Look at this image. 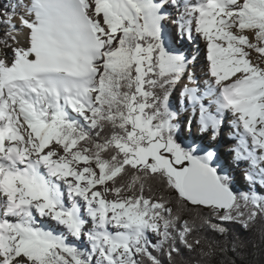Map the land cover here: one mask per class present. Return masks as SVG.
<instances>
[{"label":"snow or ice","instance_id":"6c2138e0","mask_svg":"<svg viewBox=\"0 0 264 264\" xmlns=\"http://www.w3.org/2000/svg\"><path fill=\"white\" fill-rule=\"evenodd\" d=\"M258 225L264 0L0 5V264H253Z\"/></svg>","mask_w":264,"mask_h":264},{"label":"rangeland","instance_id":"374dc122","mask_svg":"<svg viewBox=\"0 0 264 264\" xmlns=\"http://www.w3.org/2000/svg\"><path fill=\"white\" fill-rule=\"evenodd\" d=\"M178 41V40H177ZM176 44L178 45V43L176 42ZM193 43H182V45H178L181 48H183V51L185 50L184 48L188 46H191ZM176 45V46H177ZM192 47H195V44L193 46L190 47L189 51H186L185 53L189 56V58L191 59L193 56L196 57V69L201 67V63H200V58L197 57L192 50ZM193 132L195 133V130H193ZM222 134V133H221ZM202 140L204 143H208L209 139L208 136H203ZM226 140H222L221 142V137L219 136V138L217 139V141H215V150L217 151L218 155H220V157L223 159V161L225 162V166H226V170L230 173V175H232L234 182L244 191H247L249 188V185L247 184V182L243 179V174H242V170L241 167L236 166V162L234 161V159L231 158V155L233 154L232 151H230L229 149L223 150L226 146L227 143L229 142H225ZM228 141V140H227ZM247 167V165L245 166ZM232 172V173H231ZM257 190L260 191L259 185H257ZM79 244L83 245L84 242L83 241H79Z\"/></svg>","mask_w":264,"mask_h":264},{"label":"bare ground","instance_id":"6f19581e","mask_svg":"<svg viewBox=\"0 0 264 264\" xmlns=\"http://www.w3.org/2000/svg\"><path fill=\"white\" fill-rule=\"evenodd\" d=\"M167 28H168V30H172V29H174V28H176V26L175 25H173L172 24V22L171 21H169L168 22V24H167ZM177 31H178V29H176ZM177 43H178V45H182V43H185V44H188V43H191L190 41H188V40H183V41H181V40H179L178 39V41H177ZM193 44L191 45V46H193L194 44H195V47H192V50H193V52L192 53H194L197 57H199L200 58V63L202 64L201 65V67H199V68H197V76H198V78H200L201 80L203 79V72H202V69L205 67V65H206V59H205V50H204V43H203V41L201 40V39H199V38H197L194 42H192ZM177 45V44H176ZM177 45V47L178 48H180V50H182L183 51V48H181L180 46H178ZM191 46H188L187 45V47H185L184 49V52H186V51H189V49H190V47ZM232 130L230 129V127H229V125H228V119L226 118L225 119V122H224V126H223V128H222V134L220 135V137H221V142H222V140L224 141V140H226L225 142H229V143H227L226 144V146H225V148L223 149V150H226V149H231L234 145H235V143H236V139H235V137L233 136V135H230V132H231ZM209 139V138H208ZM228 140V141H227ZM233 155L234 154H232L231 155V158L233 159ZM220 156V155H219ZM236 166H239V167H241V166H246V163H243V162H241V163H236ZM232 173V172H231Z\"/></svg>","mask_w":264,"mask_h":264},{"label":"trees","instance_id":"16d2710c","mask_svg":"<svg viewBox=\"0 0 264 264\" xmlns=\"http://www.w3.org/2000/svg\"><path fill=\"white\" fill-rule=\"evenodd\" d=\"M4 2H5V0H0V5H2ZM218 159H219V162L223 165L224 169L226 170L225 162L222 160V158L219 155H218ZM228 174H230V173L228 172ZM232 187H233L234 191H236L238 193L244 191L234 182V180H232ZM229 227L233 229L234 234L239 235L241 238H249V237L253 236L252 232H249L243 228H240L239 226L229 225ZM255 240H256L258 247L254 251H252V255H251L250 259L253 261V264H264V244L260 243L259 225L257 226L256 232H255ZM228 256L231 257L232 259H236L237 264H240L239 259L236 257V255L234 253L229 252Z\"/></svg>","mask_w":264,"mask_h":264}]
</instances>
